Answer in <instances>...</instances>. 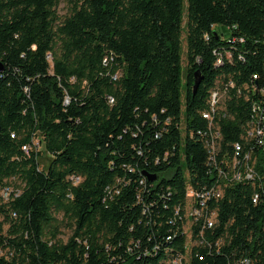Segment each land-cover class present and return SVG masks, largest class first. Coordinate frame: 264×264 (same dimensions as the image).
<instances>
[{
	"label": "trees",
	"instance_id": "16d2710c",
	"mask_svg": "<svg viewBox=\"0 0 264 264\" xmlns=\"http://www.w3.org/2000/svg\"><path fill=\"white\" fill-rule=\"evenodd\" d=\"M185 1L0 0V264H264V0Z\"/></svg>",
	"mask_w": 264,
	"mask_h": 264
},
{
	"label": "built area",
	"instance_id": "2783aa9c",
	"mask_svg": "<svg viewBox=\"0 0 264 264\" xmlns=\"http://www.w3.org/2000/svg\"><path fill=\"white\" fill-rule=\"evenodd\" d=\"M218 63L221 62V60H217ZM255 77V76H254ZM258 93H260V98L253 102L252 108H251V117L250 120L247 123L246 127V135L244 137H248V142L251 141L250 139V131H257L258 133V142H255L259 146L264 147V86H261L258 89ZM220 95L217 91H213L211 95V106H216L217 103L220 101ZM203 116L206 118L210 117L209 113H203ZM35 147H39L40 143L38 140H35L33 142ZM26 148V146H24ZM210 149H214L213 146H211ZM242 147L240 143L234 144V151L232 158L230 160H227L225 155L222 157V161L225 164V169H219L218 171V178H221L224 182H237V180H241L243 176H254V178H257V173L253 167V165L250 163L251 159V153L250 152H244L242 153ZM212 153V151L210 152ZM235 159H243V172H235L234 171V161ZM6 191L3 192V195L5 196ZM189 197H193L192 191H189L188 193ZM222 195V186L219 183H216L211 187L209 191H205L204 194H200L197 196L202 197L201 204H204L205 199L203 197H212V198H219ZM258 199V196H257ZM256 199V201H257ZM190 207V206H189ZM190 216H199L201 214V209L193 208V210L190 208ZM210 213V214H208ZM205 213L206 219L203 224V228L207 225L210 226V220L214 216H211V212ZM189 216V217H190ZM200 235H203V231H199ZM201 241H198L199 243ZM188 244V243H187ZM188 247V246H187ZM190 250V249H189ZM187 251V249H186ZM171 264H180L179 258H176L171 262Z\"/></svg>",
	"mask_w": 264,
	"mask_h": 264
},
{
	"label": "rangeland",
	"instance_id": "374dc122",
	"mask_svg": "<svg viewBox=\"0 0 264 264\" xmlns=\"http://www.w3.org/2000/svg\"><path fill=\"white\" fill-rule=\"evenodd\" d=\"M70 9V5L68 4L67 1H62L60 2V4L57 7V12L59 15H65L68 13ZM186 9V1L184 0V10ZM185 22V17L183 20V24ZM217 30L221 31V27L217 26L216 27ZM226 35V34H225ZM184 37L185 34L184 32L181 35V66H182V72H181V102H182V106L184 103V82H185V70H186V55H185V41H184ZM50 160V157L48 154H46L45 152H43L40 156V158L38 159V163H39V169H46V166L48 165ZM190 207L187 210L186 216H187V222L185 225V231L187 232V239H188V248L186 251V258L184 259V263L183 264H189V246L191 245V239H190V226H191V221H190ZM2 219V217L0 216V220ZM7 225H4V230H6ZM69 232L66 229H63V234L61 235V238L63 240H66V238L68 237Z\"/></svg>",
	"mask_w": 264,
	"mask_h": 264
},
{
	"label": "water",
	"instance_id": "95a60500",
	"mask_svg": "<svg viewBox=\"0 0 264 264\" xmlns=\"http://www.w3.org/2000/svg\"><path fill=\"white\" fill-rule=\"evenodd\" d=\"M3 71V64L2 62L0 61V72ZM202 77L198 74V71L195 72V79H194V82H193V86H192V91L195 92L198 85L200 84V81H201ZM145 175L147 176V178L149 180H154L155 179V176L154 175H149V174H146Z\"/></svg>",
	"mask_w": 264,
	"mask_h": 264
},
{
	"label": "bare ground",
	"instance_id": "6f19581e",
	"mask_svg": "<svg viewBox=\"0 0 264 264\" xmlns=\"http://www.w3.org/2000/svg\"><path fill=\"white\" fill-rule=\"evenodd\" d=\"M252 132V131H251ZM254 133V132H253ZM251 134V133H250ZM254 134H252L251 136H253ZM250 136V137H251ZM256 136L258 138V133L256 131ZM240 165V166H239ZM234 171L235 172H243V164H240L239 162H237L236 160L234 161ZM244 179H250L252 180L253 179V176H243ZM7 194V192H6ZM5 194V196H6ZM179 262L180 264H183L184 263V259H179Z\"/></svg>",
	"mask_w": 264,
	"mask_h": 264
}]
</instances>
